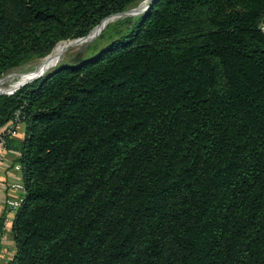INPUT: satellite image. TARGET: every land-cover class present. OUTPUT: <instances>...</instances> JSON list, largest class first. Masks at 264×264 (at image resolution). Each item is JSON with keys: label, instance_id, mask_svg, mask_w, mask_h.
Here are the masks:
<instances>
[{"label": "trees", "instance_id": "obj_1", "mask_svg": "<svg viewBox=\"0 0 264 264\" xmlns=\"http://www.w3.org/2000/svg\"><path fill=\"white\" fill-rule=\"evenodd\" d=\"M136 1L0 0V75ZM263 16L154 0L96 56L0 95V128L23 123L7 264H264Z\"/></svg>", "mask_w": 264, "mask_h": 264}, {"label": "rangeland", "instance_id": "obj_2", "mask_svg": "<svg viewBox=\"0 0 264 264\" xmlns=\"http://www.w3.org/2000/svg\"><path fill=\"white\" fill-rule=\"evenodd\" d=\"M145 2V0H137L133 4L127 6L126 9L137 7L139 4V7H142ZM137 17L138 15L123 17L114 16L105 22L107 25L104 28H101L103 27L102 24L97 26L93 30V33H97L99 29H102V31L90 40H79L77 42L67 40L53 49L50 55L42 57L33 56L32 58L22 60L16 66L0 75V91L16 88L20 83L31 79L42 69H47L51 66L54 67L60 63H72L79 59H88L96 56L113 40L126 35ZM2 94L5 93H1L0 95Z\"/></svg>", "mask_w": 264, "mask_h": 264}, {"label": "crops", "instance_id": "obj_3", "mask_svg": "<svg viewBox=\"0 0 264 264\" xmlns=\"http://www.w3.org/2000/svg\"><path fill=\"white\" fill-rule=\"evenodd\" d=\"M10 138V145L7 149L5 148L3 159L0 161V254H4L0 264H7L16 250L12 235V222L15 214L7 212L5 201L8 198H17L22 195L18 189L12 186L14 183L22 182L21 174L14 169L20 156L16 142L21 140V136ZM5 217L9 218L6 225L3 223Z\"/></svg>", "mask_w": 264, "mask_h": 264}, {"label": "built area", "instance_id": "obj_4", "mask_svg": "<svg viewBox=\"0 0 264 264\" xmlns=\"http://www.w3.org/2000/svg\"><path fill=\"white\" fill-rule=\"evenodd\" d=\"M260 29L262 33L264 34V16L262 18ZM23 129V123L20 120V117L18 113L15 114L12 122L10 124H7L0 128V161L3 159V153L6 148V141L8 137H14L17 134H19ZM14 169L20 173V164L17 163L14 165ZM12 186H14L16 189H18L21 192V196L17 198H8L5 201V206L7 209V212L10 214H15L17 209L20 207L21 202L23 200L24 195V186L22 182L14 183ZM9 221L8 217L3 218V223L6 225ZM4 256V254H0V260Z\"/></svg>", "mask_w": 264, "mask_h": 264}, {"label": "water", "instance_id": "obj_5", "mask_svg": "<svg viewBox=\"0 0 264 264\" xmlns=\"http://www.w3.org/2000/svg\"><path fill=\"white\" fill-rule=\"evenodd\" d=\"M146 2H145V4L142 6V7H139L140 6V4H139V6H137V7H133V8H130V9H125V10H123V11H120V12H117V13H113V14H111V15H109V16H107V17H105V18H103V20L99 23V24H97L96 26H94L86 35H84V36H81V37H77V38H72V39H67V40H69V41H71V42H77V41H79V40H84V41H87V40H90V39H92L93 37H95L97 34H99L101 31H102V29H99V31L97 32V33H93V30L97 27V26H99L100 24H102V26L103 27H101V28H104L106 25H107V23H105L106 22V20L109 18V17H111V16H120V17H123V16H135V15H139V14H141V13H143L146 9H148L150 6H151V4H152V2L154 1V0H145ZM63 41H66V40H63ZM61 42V41H60ZM59 43V42H58ZM57 43V44H58ZM56 46V45H55ZM54 46V47H55ZM54 47L52 48V50L54 49ZM52 50L47 54V55H50V53L52 52ZM46 55V56H47ZM56 64V63H55ZM54 66V65H53ZM52 67V66H51ZM51 67H49V68H51ZM49 68H45V69H42L40 72H38V73H36L31 79H29V80H26V81H23L22 83H20V85L19 86H17L16 88H14V89H11V90H7V91H4V90H1L0 91V94L1 93H5V94H8V95H11V94H13L17 89H19L20 87H22V86H24V85H26V84H28V83H30V82H32V81H34V80H36V79H38L39 77H41L42 75H44L48 70H49Z\"/></svg>", "mask_w": 264, "mask_h": 264}]
</instances>
